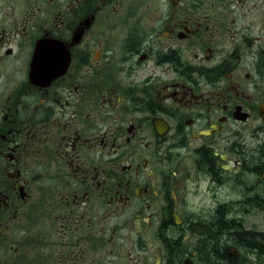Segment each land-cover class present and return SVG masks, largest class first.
<instances>
[{
    "label": "flooded vegetation",
    "instance_id": "obj_1",
    "mask_svg": "<svg viewBox=\"0 0 264 264\" xmlns=\"http://www.w3.org/2000/svg\"><path fill=\"white\" fill-rule=\"evenodd\" d=\"M0 264H264V0H0Z\"/></svg>",
    "mask_w": 264,
    "mask_h": 264
},
{
    "label": "trees",
    "instance_id": "obj_2",
    "mask_svg": "<svg viewBox=\"0 0 264 264\" xmlns=\"http://www.w3.org/2000/svg\"><path fill=\"white\" fill-rule=\"evenodd\" d=\"M230 238H232V235H229ZM215 239L212 236L207 237V239H204L205 243V254L207 256L211 255L214 251L219 252L220 249L218 247H214L213 245L215 244ZM218 242V241H217ZM215 249V250H214Z\"/></svg>",
    "mask_w": 264,
    "mask_h": 264
}]
</instances>
